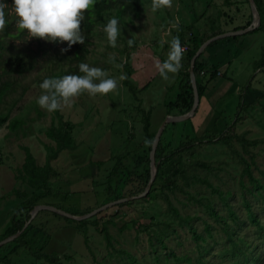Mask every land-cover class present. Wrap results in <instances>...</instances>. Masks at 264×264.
Returning <instances> with one entry per match:
<instances>
[{
	"label": "rangeland",
	"instance_id": "1",
	"mask_svg": "<svg viewBox=\"0 0 264 264\" xmlns=\"http://www.w3.org/2000/svg\"><path fill=\"white\" fill-rule=\"evenodd\" d=\"M0 2L8 5L5 18L11 32L5 33L4 29L0 31L3 44L0 49V81L8 79L17 82L16 90L0 103V112L10 108L8 120L0 126V235L11 224L19 203L24 200L17 191L25 192L27 198L34 192L26 184L15 180L17 167L24 159V146H28L38 163L42 164L47 156L45 145L54 144L46 136V129L56 123L55 113L42 109L36 103V97L42 91L39 85L43 79L68 74L82 75L78 66L84 62L105 70L109 77L117 81V88L106 95L83 93L59 109L63 119L74 124L72 133L78 146L62 150L52 160L57 175L49 181L51 194L42 198L40 204L82 215L87 210L117 200L118 196H125L129 185L125 188L120 185L123 173L134 168L139 173L148 165L146 157L150 149L144 141L143 111H150V128L157 129L168 114L166 103L174 100L181 90L179 72L169 73V80H164L156 68L158 61L167 59L172 38L187 36L185 42H189V29H192L189 19H192L191 24L195 27L203 26L206 21H215L217 26L225 28L240 23L244 25L251 14L247 0H230L229 4L225 0H172V7L156 11H152V0H140L138 11L125 14L122 18L111 14L105 22H97L89 42L85 44L88 51L82 60H78L73 58L75 45L68 48L67 42L53 43L42 38H28L26 30L19 32L17 18L11 7L13 0ZM184 13L188 20L183 18ZM113 17L119 21L120 28L115 48L110 46L103 31ZM176 23L179 30L173 27ZM242 36L246 40L250 39L251 43L239 50L233 46L227 52L226 59H230V62L222 64L223 76L210 82L209 93L203 96L199 111L188 117L194 125H198L200 134L208 129V139L195 145L191 151L195 157L207 161L212 167V170L199 167L198 171L210 178L222 192H231L229 202L245 220L237 226V230L240 235L247 236L255 254H260L259 264H264L262 238L245 219L246 212L241 205L239 179L242 165L227 145L217 141L218 134L228 131L244 134L248 138L264 137V95L259 96L264 93V66L256 68L255 65L262 55L264 28ZM132 38L134 44L129 47L128 39ZM62 48L68 50L62 52ZM16 51L24 53L32 62V68L23 73L8 70L7 57ZM110 54L116 57L113 63L108 62ZM213 68H204L207 70L205 77L210 75L208 71ZM63 70L67 73L61 75ZM129 71L130 80L137 89L136 94L126 85L125 79H120L121 75L126 77ZM252 92L260 94L256 98L253 96L250 101L246 94ZM180 111L172 108L170 113H183ZM13 118L22 122L14 131L8 126ZM188 118L184 119L186 123ZM187 133H190L189 126L183 122L168 127L165 132L162 130L160 137L168 150L177 146ZM233 141L241 149L235 138ZM252 148L257 153L258 167L264 169V144L259 143ZM139 157L142 160L138 164ZM184 157H190L188 150L184 152ZM161 159H156L157 163ZM117 164L118 174L109 180L110 171ZM254 171L259 172L256 169ZM189 190L199 194L204 202L212 200L222 215L227 214L226 204L206 185L195 184ZM168 195L183 216L193 217L199 232H205L207 223L213 226L212 235L206 234L207 239L200 241L210 247V251L204 253L205 259L217 264H241L237 258L219 256V251L227 247L229 242L221 229L222 224L214 220L204 205L192 202L186 194L177 190L169 191ZM248 196L259 208L260 203L252 195ZM146 197L148 195L109 206L85 218V234L77 226L78 223L56 216L50 210H40L25 227L27 230L32 224L23 244L15 242L21 233L9 243L0 245V264H9L6 256L10 257L11 264H56L36 256L34 253L40 248V252L55 254L59 264L190 263L173 258L166 261L163 257L168 248L182 258L187 256L194 260L200 257L198 241L192 237L186 222L181 223L168 211L159 188L152 191L149 200ZM261 214L264 218V213ZM27 215L28 211L22 209L19 218L24 219ZM93 221H96V227ZM228 222L232 223V220L228 219ZM105 225L112 234L113 245L108 244L105 232L99 231ZM164 230H167L166 235ZM160 234L165 235L163 242L167 249L158 242ZM152 245L156 248L155 252H152ZM13 247H18L19 252L10 254Z\"/></svg>",
	"mask_w": 264,
	"mask_h": 264
},
{
	"label": "trees",
	"instance_id": "2",
	"mask_svg": "<svg viewBox=\"0 0 264 264\" xmlns=\"http://www.w3.org/2000/svg\"><path fill=\"white\" fill-rule=\"evenodd\" d=\"M229 1L230 0H225V3L229 4ZM254 1L257 5L258 11H260L259 13H261L260 16H262V19L260 25L256 29L249 31L248 33H253L264 28V2L262 0ZM139 5L140 0H96L95 5L84 13V19L81 22V31L85 36V41L83 44H74L76 48L74 49L73 58L78 60L83 59L84 54L88 51V48H86L85 44L89 42V38L93 33L94 27L97 22H105L106 17L111 14L116 15L118 18H122L125 14H132L138 11ZM251 20L252 15L250 14L249 19L246 21V23L244 25L237 26L235 30L245 28L250 24ZM4 31L5 33H11L9 31L8 22H6ZM18 31L21 32L19 28ZM197 31L198 32H191L189 42H185L188 39L185 40V37H183L182 35L179 36L181 45H186L187 47L186 51L183 53L186 69L182 70L181 68L182 71H179V74L181 75V90L178 92L174 100L168 101L166 103L168 113H170L172 108H178L181 110L180 112H186L192 106L193 91L189 78L190 59L194 55L195 51L199 49L202 42H204L209 37L216 35L212 34L211 36L203 37L199 34V30ZM242 35L225 37L209 43L203 50V52H201V55L197 58V60H195L194 72L195 76H197L198 89L201 101L203 96H206L209 93L208 82H211L217 77V69L215 68L216 65L213 68L214 70L208 71L210 73L209 76H201V70L205 68V63L201 60L203 53L207 48L212 47L213 45L222 40H228L230 38L236 40L239 37H242ZM262 47V55L255 64L256 68L264 66V43ZM2 48L3 44L0 41V49ZM32 66V62L26 58L24 53H21L19 51H16L14 54H10L7 57V67L9 71L23 73L32 68ZM66 73L67 71L63 70L61 75ZM130 73L131 72L129 71L125 78V83L133 92V94H136L137 89L134 83L130 80ZM201 77H203L204 79L206 78V81L201 79ZM16 83L17 82L15 80L13 81L8 79H3L0 81V103L5 101V97L10 95L11 92L16 90ZM263 95L264 93H261L259 96L262 97ZM254 98H256V96ZM241 104L243 105L242 101ZM9 111L10 108L7 107L6 112H0V126L8 120ZM198 111L199 108L198 110L195 109V112ZM54 113L56 123H52L46 129V136L53 140L54 144L48 143L45 145L47 149V156L45 162L42 164L38 163L35 155L32 153L30 148L28 146H24V159L20 166L17 167L15 173V180L26 184L34 192L27 198L25 192L21 193L20 191H17L19 197H22L24 200L19 203L17 211L15 212L13 218H11V224L7 227L5 232L0 235V240L10 235L16 234L18 231H20L25 222L27 221L29 217V212L33 209V207L37 204H40L42 198L51 194L49 181L51 178L57 175V170L53 166L52 160L55 159L59 152H61L62 150L73 149L78 146V141L76 137H74L75 135H73L72 133V131H74V124L64 120L59 110L54 111ZM142 120L144 130V141L146 138L152 141L156 129L150 128V111H143ZM183 122H185V124L189 126L190 133H187L185 137L179 141L177 146L167 150L165 149L162 143V137H160L159 139L155 152V157L156 159L162 157V159L159 160V162L157 163V172L155 175V179L151 185L150 191L148 192V197H146L145 199L149 200L152 191L155 188H159L163 195V199L167 204L168 211L173 214L175 218H177L181 223L186 222V225L189 231L191 232L192 237L194 238V240L198 241V248L199 250H201V256L194 260L187 256H183L182 258L178 256L173 249L168 248V252L164 254L163 258L166 261L171 258L177 261H181L182 259H184V261H189V264H217L213 263L210 259H205L204 253H208L210 251V247L201 244L200 242L201 240L207 239L206 234L212 235L213 226L210 223L206 222L207 224L205 232H199L197 226H195L193 223V217L183 216L180 213L178 207H176L172 203L168 192L172 190H177L181 193L186 194L187 198L192 202L204 205V207H206L208 213L214 218V220L222 224L221 229L224 232L229 244L227 247H224L219 251V256L221 258H237V260L241 264H259L258 258L260 254H255L254 250L252 249L253 244L247 240L246 235H240L239 231L237 230V226L240 225V223L245 222V220H242L241 215L229 202L228 196L231 194V192H222V190L217 188L212 183L210 178L206 177V175H203L201 172L198 171L199 167H205L206 169L212 170V167L207 161L195 157V155L191 151V149L195 145L208 139V129L204 130V134H200L198 125H194L192 119L188 118V123H186L185 120L181 122H168L164 127L163 132H165L168 127ZM21 123L22 122L18 118H13V120L9 122L8 126L11 130L14 131L21 126ZM230 132L228 131L226 133L218 134L217 141L227 145L229 151L236 156L238 162L242 165L239 179L241 205L244 207L246 212L245 219L254 226L257 235L262 238V245L264 247V218L261 214L264 213V169L258 167V163L256 161L257 153L252 148L254 146H257L259 143L264 144V137L248 138L244 134ZM234 138L235 141L241 146V149L236 146L235 142L233 141ZM147 146L148 149H150L151 144H147ZM187 150L190 153V157H184V152ZM141 160L142 157H139L138 164L141 162ZM146 163H148V165H146L145 169L139 173H137L136 168L126 174L123 173L124 177L120 179V185L122 186V188H125L129 185V188L128 191L125 193V196H118L117 199L126 196L138 195L145 190L147 182L149 180V156L146 157ZM254 169L258 170L259 172L255 173ZM116 174H118V164L115 165L114 168L110 171L109 180L115 177ZM195 184L206 185L211 189L213 194H217L221 198V200L226 204L227 214L222 215L215 208L212 200L208 199L206 202H204V198L199 196V194L191 192L189 188ZM133 187L135 188L133 189ZM248 195H252L254 200L257 203H260L259 208L254 205ZM22 209H26L28 211V215L24 219L19 218V213ZM53 214L59 217L61 216L69 222L78 223L77 226L82 229L83 234H85V224L87 220L82 219L77 221L62 216L55 212ZM228 219H231L232 223H229ZM92 223L95 227L97 226L96 221H93ZM30 228H32V224H30L27 230L24 229L22 231V234L19 236V238L15 240V242H22L23 244L24 237L26 236ZM169 230L173 232L175 231V229ZM99 231L105 232V237L108 241V244L113 245V237L112 234L109 232L107 225L101 227ZM166 232L167 230H164L163 233L166 235ZM165 235L160 234L158 242L163 248L167 249V246L163 242ZM24 245L26 244L24 243ZM155 249V246L152 245V252H155ZM40 251H42L41 248L38 249V252L34 254L38 257L42 256L50 262H55L56 264H59L58 260L56 259L57 256L55 254L43 253ZM18 252V247H13V249L10 250V254ZM156 257H158V255ZM5 258L7 259V263L11 264L10 257L7 258L6 256Z\"/></svg>",
	"mask_w": 264,
	"mask_h": 264
},
{
	"label": "clouds",
	"instance_id": "3",
	"mask_svg": "<svg viewBox=\"0 0 264 264\" xmlns=\"http://www.w3.org/2000/svg\"><path fill=\"white\" fill-rule=\"evenodd\" d=\"M96 0H13L12 9L16 15V25L20 30H26L28 38H42L53 43L67 42L68 48L76 43L83 44L85 36L81 31L84 13L93 7ZM6 3L0 2V31L6 26ZM152 11L172 7V0H152ZM178 21V18H177ZM117 18H111L103 28L111 47L115 48L120 34ZM173 27L179 30L178 23ZM161 43H164L162 41ZM134 39H128L131 47ZM68 48H62L65 52ZM184 48L178 36L169 42L167 59L157 62L156 68L164 80H169V73L177 74L182 65ZM115 55L110 54L109 63L115 61ZM80 74H68L62 77H48L39 85L41 94L36 97V103L49 112H54L70 104L73 98L83 93L91 96L106 95L117 88V81L108 76L105 70L81 62L78 66ZM126 77L121 75L120 79ZM152 141L145 139V144Z\"/></svg>",
	"mask_w": 264,
	"mask_h": 264
},
{
	"label": "water",
	"instance_id": "4",
	"mask_svg": "<svg viewBox=\"0 0 264 264\" xmlns=\"http://www.w3.org/2000/svg\"><path fill=\"white\" fill-rule=\"evenodd\" d=\"M248 3H249V6L251 8V14H252V20L248 26H246L245 28H241V29H236V30H232V31L219 33V34H216L214 36L209 37L204 42H202L199 49L197 51H195L194 55L191 57L190 64H189V78H190L192 91H193L192 106L189 110H187L186 112H183V113H177V114L168 113V114H166L165 117L163 118V120L161 121V123L159 124V126L157 127L155 134L153 136L152 143L150 146V151H149V180L147 182V186H146L145 190L142 193H140L138 195L123 197V198H120L117 200L110 201V202L103 204V205H101L95 209H91L90 211H88L82 215H74V214L63 211V210H61L55 206H52V205L37 204L30 211L29 219L25 222L22 229L20 231H18L16 234L10 235V236L0 240V245L8 243L11 240H14L16 237H18L22 233V231L25 229V227L29 224L31 219L40 210H50L52 212H55V213H58V214L65 216V217H68L70 219H74V220L79 221V220L85 219L89 216H92V215L98 213L99 211H101L102 209H105L109 206H112V205H115L118 203H122V202H126V201H131L134 199L143 198V197L147 196L148 192L151 188V185L155 179L156 172H157V161L155 159V152H156V148H157V145H158V142L160 139V135L162 133V130H163L165 124L168 122H175V121L184 120V119L190 117L191 115L194 114L195 109L198 108V106L201 102L200 93H199V89H198L197 76H195V72H194L195 60H197V58L201 55V52L206 48V46L209 43H211L215 40L221 39V38H225V37H229V36H235V35H242V34L248 33L249 31L256 29L260 25L262 16H260L261 13H259L260 11H258V8H257L255 1L254 0H248Z\"/></svg>",
	"mask_w": 264,
	"mask_h": 264
},
{
	"label": "crops",
	"instance_id": "5",
	"mask_svg": "<svg viewBox=\"0 0 264 264\" xmlns=\"http://www.w3.org/2000/svg\"><path fill=\"white\" fill-rule=\"evenodd\" d=\"M185 15L186 13H184V19L188 20L189 18H185ZM247 21V20H246ZM192 19H189V26L191 25L192 26V29L190 30L189 29V35L191 34V32L195 31V32H198L197 30H199V34L203 37H208V36H211L212 34H219V33H223V32H226V31H232V30H235V28L237 26H241L243 23H240L238 25H233V26H230V27H220V26H217L215 24V21L214 23L213 22H210L208 23L206 21V23L204 22L203 26H193L191 24ZM208 23V24H207ZM181 25V22L179 23ZM180 28H182V26H180ZM184 37H187V36H184ZM231 37V36H229ZM244 37V36H242ZM242 37H239L238 39H228V40H222L218 43H216L215 45H213L212 47L210 48H207L205 50V52L203 53L202 55V62L205 63V67L208 68L210 66H215L216 65V69L221 71V75L219 77H222L223 74H224V70H223V67H222V64L223 65H226V63H229L230 62V59H226V56H227V52L230 51V49L235 46V49L237 50L238 48H242L244 47L245 45L247 46L249 43H251V40L248 39L246 40V38H242ZM246 37V36H245ZM244 41H246L244 43ZM244 43V44H243ZM239 50V49H238ZM182 70H185L186 69V64H185V59H184V55H183V58H182ZM219 64V65H218ZM181 70V71H182ZM218 77V76H217ZM201 79H203L204 81H206L203 77H201ZM210 85V82H208V86ZM221 86H224V85H221ZM259 95V92H252L251 94H246L247 96V99L248 100H251V98L254 96H258Z\"/></svg>",
	"mask_w": 264,
	"mask_h": 264
},
{
	"label": "built area",
	"instance_id": "6",
	"mask_svg": "<svg viewBox=\"0 0 264 264\" xmlns=\"http://www.w3.org/2000/svg\"><path fill=\"white\" fill-rule=\"evenodd\" d=\"M182 47H183L184 50L186 51V48H187L186 45H182ZM185 51H184V52H185ZM206 73H207V70H204V69L201 70V76H205ZM216 75H217V76H220V75H221V71L217 70V71H216Z\"/></svg>",
	"mask_w": 264,
	"mask_h": 264
}]
</instances>
